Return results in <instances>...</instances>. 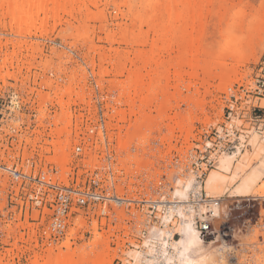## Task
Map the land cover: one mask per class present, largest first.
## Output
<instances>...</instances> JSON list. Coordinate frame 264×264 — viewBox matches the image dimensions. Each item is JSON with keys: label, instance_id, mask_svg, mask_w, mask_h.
<instances>
[{"label": "rangeland", "instance_id": "obj_1", "mask_svg": "<svg viewBox=\"0 0 264 264\" xmlns=\"http://www.w3.org/2000/svg\"><path fill=\"white\" fill-rule=\"evenodd\" d=\"M148 1L46 3L57 16L47 20L42 34L26 31V25L21 31L12 27L10 2L0 0V264H43L58 254L84 257L88 264L97 259V264H131V251L142 249L152 226L162 223L160 207L151 218L141 202L171 201L179 179L189 176L203 185L224 153L237 157L227 174L228 190H217L219 216L211 219L212 232L204 234L210 251L206 264H264V0H191L193 25L184 11L186 0H150L160 28L149 29L138 18L122 35L136 14L144 16ZM176 6L183 11L180 29L190 27L179 32L181 44L173 39L163 49L160 59L166 63L157 77L150 76L154 82L146 77V83L159 84L148 97L151 104L142 108L143 92L131 91L136 101L131 111L127 96L116 90L127 83L128 70L155 69L144 68L138 55L150 56L154 43L161 46L163 28L174 24L167 11ZM171 31L175 36L179 30ZM225 74L229 78L221 77ZM142 115L149 116L143 145L135 139L129 150H118ZM179 120L191 130L187 144L186 134L174 128ZM65 123L67 131L57 135ZM220 144L234 148L218 154ZM134 155L141 169L126 173L125 163L133 164L128 158ZM3 168L122 201L76 205L57 232L51 191L34 181L22 187ZM236 188L243 193H234ZM31 193L43 195L44 202L29 200ZM200 198L209 199L204 193ZM67 240L69 249L63 246Z\"/></svg>", "mask_w": 264, "mask_h": 264}, {"label": "bare ground", "instance_id": "obj_2", "mask_svg": "<svg viewBox=\"0 0 264 264\" xmlns=\"http://www.w3.org/2000/svg\"><path fill=\"white\" fill-rule=\"evenodd\" d=\"M6 1L10 2L9 9L11 10L9 12L11 17H13V22L11 24L12 27L21 31L23 30V25H26L27 26L26 31H29L30 28H35L40 30L42 34H46L47 20L49 18H55L57 16V11L55 9H48L47 6H45V4L50 3L54 6L61 2H66V1L73 2L75 0H6ZM184 1L185 0H182V3ZM190 6H191V0L189 1L186 0L184 2V11L190 13L189 16L191 22L190 25H193L191 19L194 21L195 12L193 11L192 7L190 8ZM146 8L149 14L147 12H145L144 16L136 14L133 17V19H131L130 24L124 25V27L122 28L123 29L122 35H126L129 32V28L135 24L138 18L143 19L142 21L146 20V22L149 24V29L151 28L152 30L155 31L156 29L158 30L160 28V23H155L153 20V17L155 18V14L154 11L152 10V2L150 0L148 1ZM167 13L170 16H173L174 24L172 27L166 26L163 28V34L161 35V38H159L158 40V43H161L160 44L161 46H158L156 43H154V48L156 47V45L157 48H155L154 50L152 46V52H151L152 54L150 56H147L145 52L143 53V51H141L137 59L144 63L143 64L144 68L148 66L150 67L155 66V69H152L151 71L149 70L150 72L146 71L147 74L139 73L138 68H132L131 70H128L127 83H125V85H122V87L119 90L118 89L116 90L118 91V95L127 96L125 99V104L129 106L131 111L135 109V102H136L135 99L129 97L131 91L139 90L143 92L144 97L143 99L140 100L142 108H146L151 104V100L148 97L152 95L154 91L156 92V90L154 89L156 87H157L156 89H158L159 84L157 83V85H155V83L154 84L151 83L154 77H152L151 79L150 76L154 75L155 77H157L158 68L166 63L165 61L160 59L163 49H165L167 46L169 48L170 43H172L173 39L174 42L181 44V41L182 40L184 41V37L181 36L179 32L182 30L186 31V27L187 28L190 27V25L187 24L185 28H183L182 30L180 29V26L178 25L177 22H179L180 17L183 14V11L178 9L177 6L173 10L172 9L168 10ZM40 14H43L42 19H39ZM171 30H179V31L177 35L175 34V36H173ZM198 39H200V36ZM190 49L192 50V46H190ZM187 62L188 65H191L192 63V61L189 59L187 60ZM111 65L114 66L115 65L114 62ZM176 66H174L173 69ZM174 70H175L174 74L176 75L177 73L176 71L178 70L177 69ZM105 71L106 69L102 72V74H105ZM223 76L226 79L229 78L228 74L222 75L221 77ZM146 77L150 78V81L151 80L152 81L146 83L145 82ZM66 92L72 93V90L69 89L66 90ZM62 105L63 104H60L61 108L63 107ZM118 116L120 119H123L122 112H118ZM184 117L183 118L181 117V119L189 120L190 118H192L190 117L189 119H186V116ZM147 121H149V116L147 115L140 116L139 122L137 121L135 124H133V127L128 130L127 132L128 140L119 141L118 150L121 151L123 150L125 151L127 149L129 150V148L133 144V140L135 139H137L139 145L142 144L143 138L146 137L144 130ZM182 121L179 120L176 122V124L174 123L175 124L174 128H179V131L181 133L186 134L185 140L187 144L188 140H190L189 138L192 133L190 129L184 128L185 125L184 122L182 124ZM65 131H67L66 123L64 128L58 129L57 135L59 136L63 135ZM162 140L164 141L165 138L163 137ZM252 141L254 147L258 143L257 142L258 138L254 136ZM191 146L188 145L186 148L189 149ZM236 155H237L236 153L222 154L219 157L216 170H213L208 175L203 185L201 181H198L193 176L184 178L183 181H181L182 179H179L180 181L178 180L179 183L177 184L175 189L172 190L173 199L169 202L168 201L159 202L160 204L159 207L163 211V215L161 217L162 223L160 224L161 226H152L153 228V229L151 228L152 231L150 233L148 232V235L143 240L142 249L134 250V251L132 250L133 252L131 251L132 253L131 256L133 260L131 264H206L207 260L210 257V253H209L210 251L207 250L208 245L205 241L204 234L198 229L197 219L205 220L207 218L212 219L219 216L220 211L218 210L219 208L218 201L220 199H219V195L217 194V190L219 188H222V192H226L228 190L226 186L227 178H228L227 174L231 173L233 170L234 161L236 160L237 157ZM130 160H132V163L134 164L135 168L132 167L133 164L127 162L125 164L126 165L128 164L127 165L128 167L125 166L126 171L125 170L124 171L126 173L128 172L130 173L131 170L132 172L139 171L141 169V166L138 165L137 155H134L133 159L128 158V161ZM60 163L61 166L65 165L64 161ZM61 179L64 182H67L65 180L64 170ZM119 184L120 183H118V185L116 184L117 185L116 188L117 189L119 188V191L121 192L122 185ZM244 187L247 188L248 185L245 183ZM203 193L205 197L209 198L208 200L204 201L203 199L200 198L201 196H203ZM234 193L240 195L241 193H243V191L240 188H236V190H234ZM191 197H193L194 200H191ZM151 229L149 228V231ZM72 232L73 230L70 231V234L68 235L69 237L72 234ZM219 236L220 234L217 237ZM99 239L101 240V238ZM98 243H100L99 240L95 241L93 245L97 246ZM14 245H16V242L14 243ZM63 246L66 247L67 249L70 248L68 240L63 244ZM97 258L101 259L100 255L97 256ZM89 261H90L89 259H85L84 257L80 258L79 260H74L69 255L58 254L55 256H51L50 260L43 264H88ZM95 261L97 264L98 259ZM101 261L102 260H100V262Z\"/></svg>", "mask_w": 264, "mask_h": 264}, {"label": "built area", "instance_id": "obj_3", "mask_svg": "<svg viewBox=\"0 0 264 264\" xmlns=\"http://www.w3.org/2000/svg\"><path fill=\"white\" fill-rule=\"evenodd\" d=\"M232 145V143H231ZM234 146H228V145H221L217 146L215 148V151L220 154L224 151L232 150ZM236 148V147H235ZM81 150L80 147H76L75 151L79 152ZM220 152V153H219ZM215 157L212 158L211 156L208 159V164L210 167L214 166L215 163ZM6 171L10 173L11 179L15 181H21L20 184L22 187L25 186L26 181H34L37 184H39L41 187L46 188L47 192L50 190L53 194L51 196V207L53 208V217H52V228L56 230L57 232H61L62 229L65 226V222L67 219L68 213L71 211L72 207L79 205L84 206L92 203H96L98 201L104 200V199H111L115 201L116 203H120L122 200L117 197H103L95 192L92 191H79L72 189L70 187L65 186H59L54 183H51L49 180H46L45 175H40L37 179L32 178L30 176H27L20 171L16 169H9V168H3ZM43 195H40V198H38L33 193L28 195V199L33 201L35 204L41 205L44 200L41 197ZM142 204H146L148 206V212L149 217L153 216L155 213L159 212V202L156 200H147L141 202ZM152 218V217H151ZM198 229L203 234H208L211 232V219L207 218L205 220H199Z\"/></svg>", "mask_w": 264, "mask_h": 264}]
</instances>
